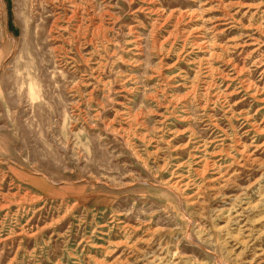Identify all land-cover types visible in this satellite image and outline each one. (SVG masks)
Returning <instances> with one entry per match:
<instances>
[{"label":"rangeland","instance_id":"1","mask_svg":"<svg viewBox=\"0 0 264 264\" xmlns=\"http://www.w3.org/2000/svg\"><path fill=\"white\" fill-rule=\"evenodd\" d=\"M0 264H264V0H0Z\"/></svg>","mask_w":264,"mask_h":264}]
</instances>
